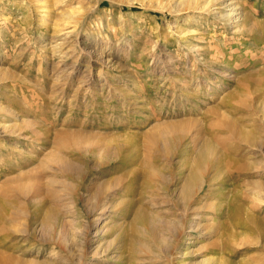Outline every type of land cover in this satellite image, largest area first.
Returning a JSON list of instances; mask_svg holds the SVG:
<instances>
[{
    "label": "rangeland",
    "instance_id": "obj_1",
    "mask_svg": "<svg viewBox=\"0 0 264 264\" xmlns=\"http://www.w3.org/2000/svg\"><path fill=\"white\" fill-rule=\"evenodd\" d=\"M187 122L174 162L205 142L224 160L199 178L194 230L169 254L134 214L145 210L157 230L182 219L174 164L166 190L156 181L143 198L142 160L160 166L149 137ZM51 154L84 173L59 176ZM27 176L35 181L19 194ZM261 184L264 0H0V213L19 215L0 228V264H264ZM43 209L63 223L61 246L41 235Z\"/></svg>",
    "mask_w": 264,
    "mask_h": 264
},
{
    "label": "bare ground",
    "instance_id": "obj_2",
    "mask_svg": "<svg viewBox=\"0 0 264 264\" xmlns=\"http://www.w3.org/2000/svg\"><path fill=\"white\" fill-rule=\"evenodd\" d=\"M209 12H211V11H208V13ZM232 13L234 15V13H236V11L232 10ZM242 16L243 15H240L237 18L234 17V19L237 22H239V21L243 20V19H241ZM229 18H230V16H228V14L227 15L225 14V15L219 17V19H221L224 22V24H226V25H229L231 23L229 21ZM190 125L191 124H188V122L187 123L174 124V125L173 124L172 125L169 124V125L164 126L162 131H160L159 133L151 135L149 137V139L147 138L149 140V142L152 143V145H153V148L148 150L147 156H151L154 159H156V157H157L161 161L160 166L156 167V165L151 163L152 161L148 162L147 161L148 159L142 160V164L146 168V173H144V178H143L145 180V184H144L145 185L144 186V191L145 192H144L143 198H146L148 195L149 196H154L153 195L154 189H152V188L155 185L153 183L156 182V181H158V183H160V186L164 187L165 190H166L167 185H168V181L173 177L172 175H170V173H172L170 171V169L172 168V164H174V166H175V168L177 170V176L178 177H176V178L179 180V186L177 187V193H176V197H177L176 201L177 202H175V204H176V206H178V207H180L182 209V213H183L182 214V219H180V220H178V219L177 220H172L173 222H171V220H169L170 222H167V221H164V220L163 221H159L160 224H161L160 225L161 227L159 226L160 229L157 230V229H154L152 227L153 224L151 225V223H152L151 220H153V218L152 217H151L152 219L149 218L148 217L149 214L147 215L145 210H139L136 214H134L135 215L134 218L140 223V225H143V229L140 228L141 231L144 232L147 235L149 234L150 237L153 238V240H154L153 243H154L155 246L161 248L165 252H168L169 251L168 249H170L171 252H169V254L172 253L173 252L172 250L175 249V242L181 236L183 231L185 232L187 229H190V231L194 230L193 229L194 227H191V225L193 224V222H191V220L194 219V217H193L194 213L193 212H195L194 211L195 208H190V206H191V204H193L192 202L194 201L193 196L196 195L198 193V191L200 190V188H201V185L199 184V182H201V179H202L201 176L204 175L205 177L206 176L209 177L208 173L206 172V168L207 167L209 168V166L213 170H217V169L220 170V168L222 166V163H223V160H224L222 156H217V155L214 156V151H215L214 148L210 147V145L207 144L208 142L207 143L205 142L203 145H201V147L198 148V151L196 152L194 157H186L184 160H180L178 162H174V158H181L183 153H184L182 148L186 147V145H187L185 143V141H186L188 133H189L188 129H189ZM229 126L234 131H236V134L239 136V138L241 137L242 139L246 140V142L250 141V137L247 134L238 131L237 128H235L231 124ZM84 139H86V138L84 137L81 140L84 141ZM56 144H57L56 147L59 148V149H68L66 147L67 143H66V145L64 144V142H62V143L58 142ZM188 148H187V150H190ZM193 149H195V148H193ZM98 150H100V149H98ZM116 150H117L116 154L118 153V155L121 156L122 155V152H121L122 149L120 150V148H117ZM187 150H186V152H187ZM98 152H100V151H98ZM108 152H109V155H110L111 151H108ZM191 153H193L192 150H191ZM105 157H106V155H105ZM106 159H108V157ZM47 160H49L50 162H54V163H56L58 165L59 168L57 169V172H59V176H65V177H70L72 179H75V178L81 177L82 173H84L82 168H81L82 166L79 167L77 165H73L74 162L71 161L72 162V164H71V163H69L70 161L68 162L67 160L62 159V157L60 158V156H58L56 154H51L50 157H48ZM162 170L163 171L167 170V171H166V173H163ZM136 174H138V173H136ZM131 176H132L133 180H135L137 178V175L132 174ZM170 176H172V177L170 178ZM200 177H201V179L199 181ZM174 178H172V179H174ZM208 180L210 181L209 184H211V178H209ZM32 181H35V176L28 177L27 180L19 179L18 181H16L15 182V188L18 191V193L23 195V192H25V190H22L21 187H20L24 182L27 183L26 190L28 191L30 183ZM119 182H120V179H117L116 182H115V185L118 184ZM54 183H59L61 185L63 184L61 182H54ZM262 186H264V185H262ZM109 187L105 186V187L96 189L95 193H94V200L99 199L101 197V195L104 193L105 190L107 192V190L110 189ZM32 188L33 187H31V189ZM261 188L264 189L263 187H261ZM40 191H41V189H37V190L34 191V193H37V192H40ZM208 193H207V195H208ZM158 205H156V206H158ZM6 206H7V204H6ZM199 208L200 207H198V209ZM14 214L16 215V213H14ZM41 214H42V216L40 215L41 218L38 221H39L41 235H42L44 241H53L55 244H58V245L60 244V246H61V243H62L61 240H63L65 242L66 238L64 237L63 231H62L63 223L57 225V223L60 221V217L53 210H48L47 211V210L43 209V213H41ZM15 215H12L9 218V220L8 219L6 220V219H3V217H2V215L0 213V228H3V230H4V228L5 229L9 228L10 225H12L14 218L16 219V217L19 216L17 214L18 216L15 217ZM195 216H196V214H195ZM163 219H165V218H163ZM246 219H247V217H246ZM31 220H32L31 222L33 223L34 219L32 217H31ZM248 220H249V217H248ZM249 221H251V220H249ZM34 225H35V223H34ZM146 228L148 230H145ZM160 230H164L165 234L167 233L168 236H163L162 234L160 235L159 234L161 232ZM138 232H140V231H138ZM32 233H33V231H32ZM155 233H157V235H155ZM60 237H61V240H60ZM181 238H184L183 235L181 236ZM140 246H139V248H143V246H141V247ZM162 246H164V247H162ZM145 248L147 249V247H145ZM174 253L177 254V252H175V251H174ZM175 256H176L175 258L180 257V255H175ZM170 257H171V255H170ZM212 262H213V260H211V259H205V260L202 261V264H212ZM2 264H38V263L21 262V261H18V260L16 261V260L7 258V259H3L2 260Z\"/></svg>",
    "mask_w": 264,
    "mask_h": 264
}]
</instances>
